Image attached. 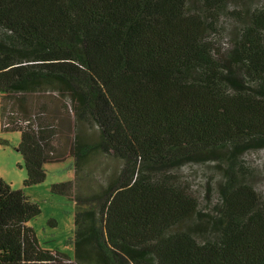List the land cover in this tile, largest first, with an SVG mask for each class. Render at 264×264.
<instances>
[{"label":"trees","instance_id":"16d2710c","mask_svg":"<svg viewBox=\"0 0 264 264\" xmlns=\"http://www.w3.org/2000/svg\"><path fill=\"white\" fill-rule=\"evenodd\" d=\"M259 1L0 0L2 128L20 132L25 186L72 158L52 190L76 204L70 259L38 245L39 205L0 177V264H264V197L236 159L264 145ZM222 14L242 19L226 53ZM209 159L226 163L214 215L177 175Z\"/></svg>","mask_w":264,"mask_h":264},{"label":"rangeland","instance_id":"374dc122","mask_svg":"<svg viewBox=\"0 0 264 264\" xmlns=\"http://www.w3.org/2000/svg\"><path fill=\"white\" fill-rule=\"evenodd\" d=\"M259 0H223L222 5L226 14L243 8L260 7ZM221 15L216 32L211 33L210 40L220 44L222 52L226 53L232 47L230 34L238 28L242 30L241 16L235 19ZM230 17V16H229ZM264 36V34H262ZM218 48V47H216ZM42 99V98H41ZM39 99L38 105H41ZM47 99H44L45 101ZM20 141L18 130H4L0 116V177L9 183L13 189H20L40 207V213L30 219L27 225L34 232L38 245L45 250L57 251L74 257V213L76 204L66 195L56 194L52 185L68 182L74 179L72 158L65 157L60 161L46 162L43 167L45 179L37 184L25 186L26 170L22 154L17 150ZM239 171L245 175L248 184L258 196L264 197V145H248L238 155ZM110 162H109V161ZM101 168L93 173L94 183L98 185L102 178L114 169L113 159L102 157ZM226 163L217 159H209L199 163H186L177 170L179 181L189 186L190 193L197 198V210L201 213L214 215L218 203V184L223 182V169ZM106 168L107 172L100 169ZM204 219V218H203ZM199 219L195 216L185 225L190 227Z\"/></svg>","mask_w":264,"mask_h":264}]
</instances>
